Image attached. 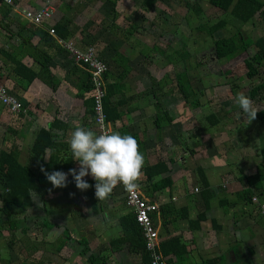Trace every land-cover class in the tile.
I'll return each instance as SVG.
<instances>
[{
  "label": "crops",
  "instance_id": "obj_1",
  "mask_svg": "<svg viewBox=\"0 0 264 264\" xmlns=\"http://www.w3.org/2000/svg\"><path fill=\"white\" fill-rule=\"evenodd\" d=\"M47 1L35 6L32 0H0V85L23 104L13 113L0 103V155L15 154L33 169L55 162V171L79 170L69 144L72 132L78 127L97 131L88 89L91 74L74 59L73 50L94 49L109 69L104 107L110 128L136 137L145 157L139 191L159 206L152 217L166 263L264 264V179H250L264 173V93H250L264 81V62L259 75H246V61L264 57V0H258L262 11L248 22L238 18L234 6L227 12L214 8L224 13L219 21L227 20L214 40L244 38L251 47L231 59L214 56L223 63L234 61L229 67L234 73L226 71L225 90L217 88L211 100L194 81L197 67L183 61L178 66L171 58L173 48L176 54L188 48L182 39L188 34L180 31L176 38L155 23L168 0ZM46 6L51 16L44 23L27 19L26 12ZM134 11L140 23L131 20ZM202 15L205 10L196 16ZM184 21L180 19V30H185ZM31 32L36 35L30 40ZM198 59L204 64V55ZM240 64L245 73L235 77ZM183 78L191 86L190 99L183 95ZM241 92L261 110L251 124L235 102ZM205 103L213 111L205 113ZM43 132L52 135L53 145L34 155L32 148ZM72 179L69 174L68 183ZM85 180L92 187L85 192L76 188L72 203L44 202L33 194V206L10 217L6 208L3 212L8 191L0 187V264H145L143 252L134 249L137 241L128 240L132 234L122 225L134 214L123 189L118 185L106 201H99L96 181L91 175ZM78 211L84 216H75ZM86 227L88 255H83L79 242L66 241L64 235Z\"/></svg>",
  "mask_w": 264,
  "mask_h": 264
},
{
  "label": "trees",
  "instance_id": "obj_2",
  "mask_svg": "<svg viewBox=\"0 0 264 264\" xmlns=\"http://www.w3.org/2000/svg\"><path fill=\"white\" fill-rule=\"evenodd\" d=\"M234 1L235 0H209V3L212 6L225 12L229 11L232 6H234L233 11L243 22H248L252 20L258 11H262L260 10L262 6L258 2V0H237L236 4L234 3ZM186 5L188 9L194 12L196 15L199 16L202 14L203 8L201 9L200 7H196V0H192L191 2L186 3ZM261 15H264L263 11L261 12ZM225 24L226 21L221 20L211 26L204 24L200 28V30L204 31L213 40L216 52L215 55L219 59H231L237 54L247 51L251 47L249 46L247 41H245L244 38L241 39V41L233 37L214 40L215 34L222 28H224ZM35 35V32H31V34L29 35V39L31 40ZM262 56L263 54L257 56L255 55V57H252L248 61H246L247 78L252 79L261 73L260 69L264 62V57ZM92 86V80L90 77V81L88 82V89L92 90ZM261 92L264 93V81L261 85H257L256 87H254L250 93H252V97H255ZM191 94L192 93H189L188 91L183 92L185 99H190L192 97ZM106 102H108L107 99H105L104 103L106 104ZM262 115L264 116V113H262ZM48 137L51 138V141L47 140ZM134 138L136 139V137ZM52 142V135L48 132H43L42 136L38 138V140L34 143L32 153L34 155L43 154L44 150L47 147H50L49 145H53ZM55 166L56 163L54 162L49 163L47 165H43L42 167L46 169L49 173H51L55 171ZM250 179H255V182L257 183L262 182L264 179V173H262L258 177L252 176ZM0 187L2 190L8 191V193H5L3 197V202L5 201L3 212L6 208L7 215H9L8 217L14 215L17 209L26 210L29 207H32L33 194L40 195L44 202L53 198L57 203H60V205L61 203L67 205V199L68 203H72L73 195H70V193L73 192L76 195V186L73 179L68 183V186L65 188H53L52 184L46 179L41 169H33L30 166L23 165L19 162V159L15 154L8 153L5 151L1 152L0 155ZM50 189L51 192H49ZM58 192H62L63 197H52L55 193ZM75 216L82 217L84 216V213L78 211L77 213H75ZM75 216L73 215V218ZM122 225L124 231L132 234L131 236H128V240L137 241L134 244V247H136L134 249H139L143 252V254L145 255V264H151L152 261L150 254L146 249L145 237L142 228L136 221L135 215H131L128 218V221H123ZM68 239H71V237L68 236ZM82 246H86L83 249V255H88L87 241H85V245L82 244Z\"/></svg>",
  "mask_w": 264,
  "mask_h": 264
},
{
  "label": "clouds",
  "instance_id": "obj_3",
  "mask_svg": "<svg viewBox=\"0 0 264 264\" xmlns=\"http://www.w3.org/2000/svg\"><path fill=\"white\" fill-rule=\"evenodd\" d=\"M235 102L242 110L248 124H251L261 111L243 92L236 95ZM237 118L241 119L240 113H237ZM69 144L73 160L79 163L78 171L69 169L68 173L62 171L49 173L41 167V171L53 188L67 187L70 174L76 188L81 192L92 187L85 180V177L91 175L96 181L95 197L99 201H106L120 184L128 192L139 190L145 157L132 135H121L116 131L97 135L93 130L78 127L72 132ZM44 159L49 158L44 156ZM70 195L75 194L70 193Z\"/></svg>",
  "mask_w": 264,
  "mask_h": 264
},
{
  "label": "rangeland",
  "instance_id": "obj_4",
  "mask_svg": "<svg viewBox=\"0 0 264 264\" xmlns=\"http://www.w3.org/2000/svg\"><path fill=\"white\" fill-rule=\"evenodd\" d=\"M42 1L43 0H32V5L36 6V5H38L39 2L41 3ZM168 1L169 2L167 4H161L162 5L161 6L162 13L158 14V17H156L155 23L159 27V29L163 30L164 32H167V30L170 29L168 32L172 36L174 34H176L175 37L177 36L178 38H180L181 37L180 31H183L182 33L185 35L188 34V37L182 36V39H184L185 42L188 41V48L185 47V48H187V52H185L186 51L185 48H184L185 50L183 49L180 51V52L184 53L183 58H181L180 52L178 54H176L174 52V48L172 50H170V53L172 54L171 58L173 59V61H175V63H178V66L180 64H182L183 62H185V63H191L192 66L195 65V67H197L196 70L194 71V73L199 75V77H197V79H195L194 81L199 82L198 83V87H199L198 90H201V89L204 90L205 89L206 93L209 94L207 98L209 100H211L212 95L214 93H217L218 89L222 92H223V90H225V85H223L225 83V81H224L225 73H226V71H227V73L231 72L229 75L234 73V71H231L229 69L230 65L234 61L232 63H229L228 61L226 63L225 62L223 63V62H220V61L214 59L215 54L212 52V51H214V49H212L214 47V45L212 44V40L210 39V37H208L206 35V33L205 32L203 33V31H201V30H193V29L196 26H198L200 22H202V24H207L209 26L213 25L215 22H218L220 18L224 17L223 16L224 13L214 9L215 7H213L210 3H208L207 0H196L197 1L196 7H200L201 9L203 7L205 12H206V15H204V18H203V15L200 17H197L194 13H192L191 11H189L187 9L186 3L191 2L192 0H182V1H180V0H168ZM202 1H204V2H202ZM40 3H39V6H40ZM64 9H67V7L64 6ZM161 9H158L157 12H160ZM204 10L202 11V14L204 13ZM135 16L136 17L131 18V20L133 22L140 23L141 20L139 21L137 19H141V18L138 17L136 12H135ZM180 19H183V21L186 19L187 23H185V21H184V23H182L183 29H185V30H180V28H179L180 27L179 26ZM201 19H203V20H201ZM236 26L237 25H235V27ZM171 28L176 29V30L173 31V29H171ZM237 30H238V27L235 28L234 33H236ZM191 32H192V35L190 34ZM223 35H226V34H223ZM199 55H204V57H205L204 64H203V61H199L200 58L197 60V56H199ZM181 61H183V62H181ZM198 61L201 62L202 65ZM197 63H199L201 66H198ZM236 67L238 69H237V71H235V77L239 76V75L242 76V74H244L245 70H246L245 64H240V66H236ZM232 70H234V68H232ZM190 75H191V72H190ZM219 77H220V83L221 84H219ZM198 79H200V80H198ZM165 80H166V78H165ZM183 84L185 85L186 90L189 93L193 94V92L191 90V86L187 83L186 78H183ZM192 101H194V99ZM205 105H206V106H204L205 113H208L209 111H213L211 104L208 105L207 103H205ZM66 218H67V216H66ZM67 219H69V218H67ZM86 223L88 225V222H86ZM84 230H86V231H82L79 233H76L75 231H73V234L69 232V233L64 235V239L67 241L68 236H70L71 239L78 241L80 244V247L82 249H84L86 246H82V244L85 245L86 239L88 240V227H86ZM46 246L48 249H50L52 247L50 244H47ZM57 246L58 245L56 244V248H57ZM85 259H87V257ZM82 264H88V262L85 261V262H82Z\"/></svg>",
  "mask_w": 264,
  "mask_h": 264
},
{
  "label": "built area",
  "instance_id": "obj_5",
  "mask_svg": "<svg viewBox=\"0 0 264 264\" xmlns=\"http://www.w3.org/2000/svg\"><path fill=\"white\" fill-rule=\"evenodd\" d=\"M7 4H12L13 0H2ZM47 4H50L49 0ZM51 16L49 8L46 6L43 10L28 11L26 17L30 22L36 25L44 23ZM54 33V30H52ZM72 49L73 43L67 45ZM73 50V49H72ZM74 59L83 63L89 68L92 80V98H93V123L95 125L97 135L105 132H112L105 112L104 101L107 96L105 85V76L108 72V65L101 56L94 50L90 49L86 53L73 50ZM0 103L7 106L11 112L18 113L23 107V104L15 97L11 96L6 88L0 85ZM125 194L127 205L132 208L136 221L142 228L146 249L151 257V264H167L163 256L159 252V232L156 228L152 215L159 211V206L149 202L142 196L139 190L128 192L124 186L120 184ZM262 213L264 214V204L261 205Z\"/></svg>",
  "mask_w": 264,
  "mask_h": 264
}]
</instances>
